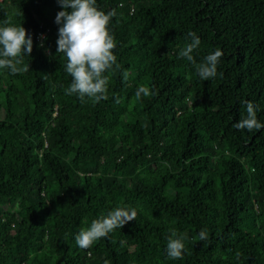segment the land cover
Returning a JSON list of instances; mask_svg holds the SVG:
<instances>
[{
    "label": "trees",
    "instance_id": "trees-1",
    "mask_svg": "<svg viewBox=\"0 0 264 264\" xmlns=\"http://www.w3.org/2000/svg\"><path fill=\"white\" fill-rule=\"evenodd\" d=\"M97 2L116 11L119 64L98 102L65 94L58 0H0V24L33 38L28 71L0 69V264H264V129L234 127L248 101L264 121V0ZM190 31L195 63L179 56ZM216 48L217 76L202 80ZM141 85L153 94L138 99ZM117 207L136 218L79 248Z\"/></svg>",
    "mask_w": 264,
    "mask_h": 264
},
{
    "label": "clouds",
    "instance_id": "clouds-1",
    "mask_svg": "<svg viewBox=\"0 0 264 264\" xmlns=\"http://www.w3.org/2000/svg\"><path fill=\"white\" fill-rule=\"evenodd\" d=\"M63 10L55 17L58 27L57 53L67 57L65 70L70 74L71 84L64 89L66 95H77L82 101L85 97L97 102L106 98L108 76L106 73L114 67L119 68L115 49L117 47L113 30L110 28L116 11H105L100 8L97 0H58ZM188 36L191 42L183 47L179 56L195 63L193 52L201 45V39L194 31ZM33 49V38L23 24H12L5 21L0 24V69H8L11 74L28 71L29 66H23V57L30 56ZM223 51L216 48L214 52L204 57L197 68V74L202 80L217 76V68ZM149 86L141 85L136 90V97L152 95ZM259 105L246 102V116L234 127L237 129H264V121L258 119ZM137 216L134 208L117 207L106 215L94 220L86 230L76 234L75 240L79 248L88 249L96 241L107 237L117 228L133 221ZM201 240L207 238L204 230L199 232ZM185 250L183 238L175 232L169 236L166 246L169 259L182 258ZM105 264L110 262L105 261Z\"/></svg>",
    "mask_w": 264,
    "mask_h": 264
}]
</instances>
